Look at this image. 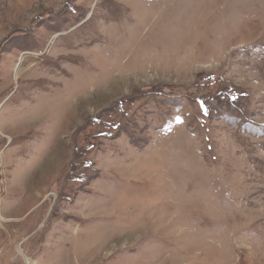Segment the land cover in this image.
<instances>
[{
  "label": "rangeland",
  "instance_id": "obj_1",
  "mask_svg": "<svg viewBox=\"0 0 264 264\" xmlns=\"http://www.w3.org/2000/svg\"><path fill=\"white\" fill-rule=\"evenodd\" d=\"M0 103V264H264V0H0Z\"/></svg>",
  "mask_w": 264,
  "mask_h": 264
},
{
  "label": "bare ground",
  "instance_id": "obj_2",
  "mask_svg": "<svg viewBox=\"0 0 264 264\" xmlns=\"http://www.w3.org/2000/svg\"><path fill=\"white\" fill-rule=\"evenodd\" d=\"M15 79H17V77H15ZM1 217V216H0ZM2 219V218H0ZM3 220V219H2ZM5 221V220H4ZM29 260L27 258H25V264H28Z\"/></svg>",
  "mask_w": 264,
  "mask_h": 264
},
{
  "label": "crops",
  "instance_id": "obj_3",
  "mask_svg": "<svg viewBox=\"0 0 264 264\" xmlns=\"http://www.w3.org/2000/svg\"><path fill=\"white\" fill-rule=\"evenodd\" d=\"M4 99H5V98H4ZM4 99H3L2 101H4ZM2 101H1V102H2ZM0 105H1V103H0Z\"/></svg>",
  "mask_w": 264,
  "mask_h": 264
}]
</instances>
